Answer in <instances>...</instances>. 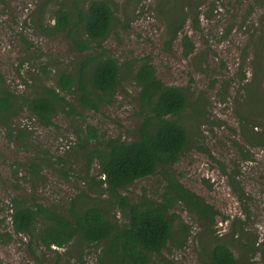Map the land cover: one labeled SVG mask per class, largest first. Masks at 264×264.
Instances as JSON below:
<instances>
[{"label": "rangeland", "instance_id": "obj_1", "mask_svg": "<svg viewBox=\"0 0 264 264\" xmlns=\"http://www.w3.org/2000/svg\"><path fill=\"white\" fill-rule=\"evenodd\" d=\"M61 1L0 0V75L18 95L15 117L0 121V264H103V245L75 239L49 250L12 233L13 200L66 215L86 196L109 199L105 186L87 178L78 137L92 125L102 140L135 139L142 121L135 73L144 57L166 83L188 92L189 105L178 120L190 141L174 173L219 213L210 223L179 205L169 245L152 256L153 264H207L218 242L230 247L239 264H264V0H192V9L185 0H108L116 20L105 46L121 64L113 103L94 111L66 95L80 115L58 111L54 126H45L22 98L36 95L43 84L55 86L60 70L83 58L65 35L51 33ZM183 19L184 31L171 44ZM185 37L194 47L188 57ZM90 176L102 179L98 161ZM166 186L159 174L121 195L131 202L162 201ZM107 206L111 218L122 219L117 205Z\"/></svg>", "mask_w": 264, "mask_h": 264}, {"label": "trees", "instance_id": "obj_2", "mask_svg": "<svg viewBox=\"0 0 264 264\" xmlns=\"http://www.w3.org/2000/svg\"><path fill=\"white\" fill-rule=\"evenodd\" d=\"M192 9V0H185ZM204 1V0H199ZM212 1V0H206ZM191 12V11H190ZM200 13L194 18H199ZM115 11L108 0H62L55 13L51 33L65 35L83 58L72 69H61L55 76V86L43 84L37 94L22 98L28 111L45 126H54L52 118L60 111L78 116L72 99L82 108L100 111L104 104L113 103L121 81V64L111 56L105 44L113 33ZM185 19L173 28L171 44L184 31ZM185 56L194 52L188 37ZM74 65V64H73ZM139 86L138 101L142 121L132 142L120 138L102 140L100 131L88 125L79 135L80 149L87 164L86 176L106 188L105 202L86 196V203H72L66 215L43 205L14 199L11 213L12 233L30 238V244L51 250L64 248L75 239L103 245V264H153L152 256L161 254L172 238L176 219L172 212L179 205L214 222L219 213L206 201L186 189L174 173L189 145V133L178 118L189 105L187 90L168 84L156 72L150 57L139 60L135 73ZM16 95L0 75V121L15 117ZM101 166L102 179L90 176L94 162ZM33 174L39 167L33 165ZM163 175L167 180L162 201L140 197L131 202L121 192L138 180ZM107 203L117 205L122 219L109 216ZM11 233V234H12ZM10 233L6 237L12 238ZM207 264H239L225 243L215 244L208 254Z\"/></svg>", "mask_w": 264, "mask_h": 264}]
</instances>
